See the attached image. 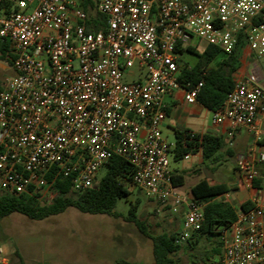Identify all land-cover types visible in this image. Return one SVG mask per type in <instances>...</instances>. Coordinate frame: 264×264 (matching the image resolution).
Here are the masks:
<instances>
[{
  "label": "built area",
  "instance_id": "obj_1",
  "mask_svg": "<svg viewBox=\"0 0 264 264\" xmlns=\"http://www.w3.org/2000/svg\"><path fill=\"white\" fill-rule=\"evenodd\" d=\"M91 1L88 13L82 0H0V46L14 72L0 89V193L49 203L56 180L84 192L119 157L132 167L130 186L172 213L183 210L174 241L181 245L200 230L203 206L172 182L163 100L183 86L185 102L195 104L202 82L179 83L176 48L196 38L226 56L245 45L263 58L264 0ZM134 67L141 77L126 81ZM261 117L264 87L255 73L233 78L212 112L229 139L242 130L252 138L236 160L248 186L255 163H264L253 147L262 142ZM218 243L219 264H264V202L239 212ZM0 264H9L1 244Z\"/></svg>",
  "mask_w": 264,
  "mask_h": 264
},
{
  "label": "trees",
  "instance_id": "obj_2",
  "mask_svg": "<svg viewBox=\"0 0 264 264\" xmlns=\"http://www.w3.org/2000/svg\"><path fill=\"white\" fill-rule=\"evenodd\" d=\"M81 7L84 11L91 13L92 1L82 0ZM94 20L95 28L97 25H101V17L95 16ZM6 49V45L0 46V61H7ZM237 50L238 47L232 54L226 56L213 46H206L201 53L190 46L176 48L178 56L186 52L198 58L189 69H180L178 81L181 85L188 83L191 86L202 82L197 102L211 112L221 109L227 94L233 88V74L239 67ZM221 57L223 58L216 67H209L211 63ZM197 141L198 139L194 136L177 134L173 149L174 158L184 156L192 145H198ZM221 145V139L210 136H203L200 142V148L205 157L215 152ZM103 170V177L84 192H72L66 180H56L53 185L55 197L49 203L40 202L32 195L23 194L15 197L0 193V220L12 214H19L29 220L40 221L56 216L68 208H74L83 214L119 218L121 216L114 211V208L120 199L126 198L130 193L128 187L131 183L132 167L126 160L112 157ZM172 182L175 186L177 185L174 177H172ZM226 192L225 187L210 186L204 181L191 189L193 201L203 206L204 217L200 230L186 241L191 248L197 244L198 238L201 237L214 235L218 240L221 231L228 229L236 220L237 214L233 211L235 209L226 202L217 200ZM138 204L139 202L136 200L134 204L130 205L128 216L123 217V220L133 224L143 237L151 241L155 264H178L173 258L180 251L181 246L174 243L176 235L171 233L151 236L145 223L136 216ZM240 210L241 212L247 211L245 206H241Z\"/></svg>",
  "mask_w": 264,
  "mask_h": 264
},
{
  "label": "rangeland",
  "instance_id": "obj_3",
  "mask_svg": "<svg viewBox=\"0 0 264 264\" xmlns=\"http://www.w3.org/2000/svg\"><path fill=\"white\" fill-rule=\"evenodd\" d=\"M189 43L199 53L205 48V44L196 38ZM197 59L193 54L183 53L179 56L180 69L192 66ZM218 61L210 66H215ZM13 75L9 61H0V87L6 78ZM140 77V72L134 67L125 80ZM228 164L230 166L232 161L229 160ZM169 166H175L171 156ZM103 175L102 169L97 174V181ZM186 187L187 183L178 192L184 193ZM128 190L129 195L120 199L114 208L121 216L119 218L83 214L74 208L40 221L29 220L19 214L3 218L0 220V244L9 264H155L151 241L123 217L128 216L130 205L137 200L136 216L145 223L148 233L151 236L171 234L174 231L168 221L170 215L163 214L169 208L148 199L132 186ZM211 247L205 238L193 248L184 242L173 258L178 264H211L207 262Z\"/></svg>",
  "mask_w": 264,
  "mask_h": 264
},
{
  "label": "crops",
  "instance_id": "obj_4",
  "mask_svg": "<svg viewBox=\"0 0 264 264\" xmlns=\"http://www.w3.org/2000/svg\"><path fill=\"white\" fill-rule=\"evenodd\" d=\"M237 51L239 67L233 74V78L246 77L255 73L259 76L260 84L264 87V57L258 59L245 45L238 46ZM222 58H217L218 63ZM218 63L209 67H216ZM183 68L189 69L190 66L181 69ZM163 104L166 117L161 124V133L165 140L170 144H175L177 134H188L198 139L196 142L198 145H192L184 156L175 159L174 154L171 155L175 166L173 168L169 166V170L177 182L175 186L177 191L187 183L184 193L180 192L191 197V189L203 181L210 186L225 187L227 192L218 197L217 200L229 204L235 209L233 211L236 214L241 212V206H245L248 211L254 206L255 201L264 202V163H255L256 176L251 186L244 183L236 169V160L244 156L248 146L252 144V138L249 134L242 130L237 132L232 139H229L225 125L212 124L211 111L205 109L198 102L195 104L185 102L183 86L165 96ZM258 123L263 136L262 142L253 146L256 154L264 153V117H261ZM203 136L222 140L221 147L207 157L203 156L200 148ZM229 160L232 161L230 166ZM182 213L183 210H179L177 213L167 210V213H163L170 215L168 221L172 223L171 227L176 236L181 230ZM203 238H205L207 245H212L207 262L219 264L221 250L216 236L201 237L198 238V242Z\"/></svg>",
  "mask_w": 264,
  "mask_h": 264
}]
</instances>
